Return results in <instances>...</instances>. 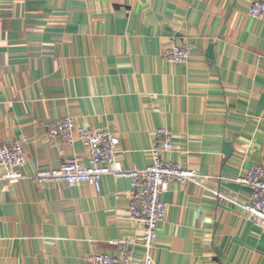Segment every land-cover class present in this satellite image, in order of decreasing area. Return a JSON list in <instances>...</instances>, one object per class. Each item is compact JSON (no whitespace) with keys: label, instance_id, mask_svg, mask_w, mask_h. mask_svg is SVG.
<instances>
[{"label":"crops","instance_id":"0c3cea01","mask_svg":"<svg viewBox=\"0 0 264 264\" xmlns=\"http://www.w3.org/2000/svg\"><path fill=\"white\" fill-rule=\"evenodd\" d=\"M256 0H0V144L20 142L25 174L88 164L84 144L53 145L70 116L119 137L125 171L152 163L171 129L179 162L199 178L172 182L153 264H264V229L247 219L252 166L264 167V18ZM190 46L188 64L163 54ZM132 180L9 184L0 168V264H89L109 242L143 240L129 216ZM142 251L137 250L140 257Z\"/></svg>","mask_w":264,"mask_h":264},{"label":"built area","instance_id":"2783aa9c","mask_svg":"<svg viewBox=\"0 0 264 264\" xmlns=\"http://www.w3.org/2000/svg\"><path fill=\"white\" fill-rule=\"evenodd\" d=\"M253 18H264V0H256L251 6ZM193 55L190 46H173L165 51L164 60L173 65L188 64ZM46 137L53 145H72L80 140L88 154V164L79 160H69L56 170H44L33 177H28L24 170L27 165L26 151L20 142L0 144V168L5 171L9 184L32 179L39 185L66 184L74 189L81 185L93 186L101 192L103 178L114 174L119 178L130 177L132 180L129 216L131 221L143 228V240L136 243L128 239L109 242L116 254L100 253L90 256L89 264H153V252L158 241V231L167 215V205L162 196L172 182L182 185L199 178L194 170L187 169L179 162L165 161L163 154L174 150V133L171 129L157 130L153 148L150 151L152 163L146 168L125 171L117 163L120 139L118 136L95 131L67 116L46 126ZM242 186L251 190L244 212L252 223L264 229V167L252 166L246 177L239 180ZM142 251L140 257L137 250Z\"/></svg>","mask_w":264,"mask_h":264}]
</instances>
